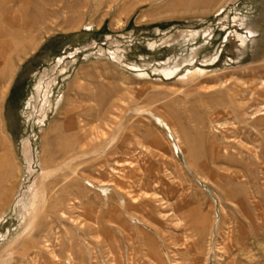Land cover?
<instances>
[{
	"label": "rangeland",
	"instance_id": "obj_1",
	"mask_svg": "<svg viewBox=\"0 0 264 264\" xmlns=\"http://www.w3.org/2000/svg\"><path fill=\"white\" fill-rule=\"evenodd\" d=\"M6 1L0 264H264V0Z\"/></svg>",
	"mask_w": 264,
	"mask_h": 264
},
{
	"label": "bare ground",
	"instance_id": "obj_2",
	"mask_svg": "<svg viewBox=\"0 0 264 264\" xmlns=\"http://www.w3.org/2000/svg\"><path fill=\"white\" fill-rule=\"evenodd\" d=\"M9 1H11V0H7L6 2L8 3ZM29 2V1H28ZM30 3V2H29ZM28 3V4H29ZM31 4V3H30ZM7 10V9H6ZM9 14H11V13H9ZM15 14V13H14ZM41 16V15H40ZM18 17V16H17ZM20 18V17H19ZM42 18V17H41ZM40 18V19H41ZM13 19V18H12ZM21 19H22V17H21ZM20 19V20H21ZM24 19V18H23ZM26 19V18H25ZM10 20V19H9ZM12 22V21H11ZM23 24V23H22ZM29 24V26L28 27H30V28H32L33 29V25L35 24L36 25V23H34L33 24V20L30 22V23H28ZM24 25L25 24H23V27H24ZM4 43V41H0V45L1 44H3ZM5 47V46H4ZM10 48V47H9ZM0 50H1V47H0ZM2 50H4V48L2 49ZM1 53H2V51H1ZM8 55V54H7ZM2 57V56H1ZM2 65H3V61H2V63H1ZM0 64V65H1ZM0 69H2V66H1V68ZM4 77H3V73L2 74H0V82L2 81V82H4ZM2 98H3V95H2V93H0V150H2V149H4V147H5V145H6V142H5V139L3 138V135H2V128H1V124H2V119H1V101H2ZM5 151V150H4ZM7 158V157H6ZM10 164V163H9ZM9 164H8V161L6 162L3 158H1L0 157V184H1V182H5L6 181V178L7 179H9L8 177L11 175L10 174V166H9ZM12 167V166H11ZM12 169V168H11ZM8 183V182H7ZM6 185V184H5ZM3 188V187H2ZM8 193V191L5 189V188H3V189H0V199L2 200V198H4L5 197V195ZM44 194V193H43ZM68 198V197H67ZM46 199V198H45ZM45 199H44V201H45ZM37 201H38V194H37V192L35 191V192H32V198H31V202H30V209L32 210V211H34L35 212V208H36V206H37ZM80 201V200H79ZM78 201V202H79ZM81 204V203H80ZM67 205H69V204H67ZM71 207V206H70ZM27 208V207H26ZM80 209H82L83 208V206H81L80 205V207H79ZM28 209V208H27ZM57 209V208H56ZM50 210H52V208H50ZM31 212V211H30ZM26 213H28V212H26ZM30 214V213H29ZM64 214V213H63ZM202 221H203V219H201ZM201 220H199V221H201ZM201 223H203V222H201ZM201 223L200 222H198V224L199 225H201ZM81 224V223H80ZM79 226V225H78ZM238 245V244H237ZM240 245V244H239Z\"/></svg>",
	"mask_w": 264,
	"mask_h": 264
}]
</instances>
